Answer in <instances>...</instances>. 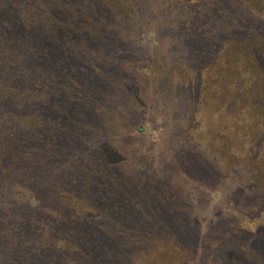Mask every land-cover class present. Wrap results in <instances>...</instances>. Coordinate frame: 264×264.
<instances>
[{"label": "trees", "instance_id": "16d2710c", "mask_svg": "<svg viewBox=\"0 0 264 264\" xmlns=\"http://www.w3.org/2000/svg\"><path fill=\"white\" fill-rule=\"evenodd\" d=\"M146 6L147 0H0V264H139L145 234L171 252L168 233L158 235L144 216L161 207L131 195L139 185L131 177L125 182L127 165L111 142L125 95L134 100L153 86L154 66L143 67L123 36ZM201 6L220 43L203 54L198 41L191 69H180V89L182 56L162 78L178 98L206 106L231 89L218 117L235 116V123L219 136L231 139L227 154L247 157L253 168L247 217L234 234L252 228L258 239L222 257L224 264H264V0ZM211 9L217 18L209 17ZM196 63L208 75L213 69L219 83L202 81ZM221 78L229 86L220 87ZM161 193L162 207L177 201L176 193ZM126 217L141 220L139 251L121 243Z\"/></svg>", "mask_w": 264, "mask_h": 264}, {"label": "rangeland", "instance_id": "374dc122", "mask_svg": "<svg viewBox=\"0 0 264 264\" xmlns=\"http://www.w3.org/2000/svg\"><path fill=\"white\" fill-rule=\"evenodd\" d=\"M150 1L147 0L146 8L123 36L128 39L125 44L136 56L130 53L143 67L154 66L155 75L150 79L153 86L142 94L139 91L134 100L125 95L127 101L120 109V121L117 118L118 126H114L119 130L111 136V140L114 137L111 142L116 141L112 150L127 165L125 182L132 183L131 177L139 185L138 188L133 185L128 191L146 200L151 207H161L151 214L144 212V216L150 226L159 227L158 235L168 233L167 237L171 239L168 246L171 252L165 253L156 236L145 234L146 252H138L139 256L144 254L138 263L224 264L222 255L225 252H245L258 239L252 228V233L241 237L242 230L234 234L247 217L245 208L249 199L246 200L245 195H248L247 186L251 185L253 168L247 157L235 159L227 154L224 147L231 139L222 140L219 136L221 128L232 127L235 123V116L227 120L218 117L219 106L231 95V89L221 91L216 102L206 106L197 98L186 100L185 94L178 98L167 88V80L162 78L166 67L179 63L178 57L182 56V66H176L178 83L175 89H180L186 85L182 84L180 69L190 68L188 63L192 62L190 58L197 56L198 41H203V54L220 43L215 39L219 30L204 22L206 18L200 14L201 5L209 9L213 0H155L149 4ZM214 2L217 6L218 0ZM209 17L217 18L212 9ZM187 24H190L189 30ZM194 65L199 69L202 81L208 78L213 85L219 83L213 69L208 75L205 68H200L197 63ZM229 80L221 78L219 86H229ZM136 86L130 87L129 92ZM231 110L234 111L233 106ZM161 192L176 193L177 201L162 207ZM254 193L257 195L255 190ZM33 204H26V208L32 210ZM154 217L159 218L157 224ZM124 220L121 243L131 241L133 249L139 251L144 241L135 236V232L141 220L136 217ZM133 257L137 255L134 253Z\"/></svg>", "mask_w": 264, "mask_h": 264}]
</instances>
